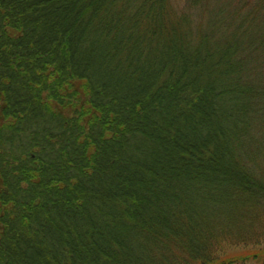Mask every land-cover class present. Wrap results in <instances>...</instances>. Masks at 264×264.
Masks as SVG:
<instances>
[{
    "label": "trees",
    "instance_id": "16d2710c",
    "mask_svg": "<svg viewBox=\"0 0 264 264\" xmlns=\"http://www.w3.org/2000/svg\"><path fill=\"white\" fill-rule=\"evenodd\" d=\"M0 264H264V0H0Z\"/></svg>",
    "mask_w": 264,
    "mask_h": 264
}]
</instances>
